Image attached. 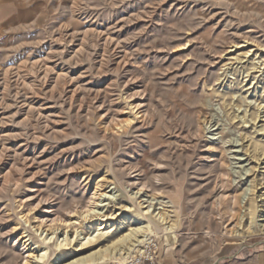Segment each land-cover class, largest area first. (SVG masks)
I'll use <instances>...</instances> for the list:
<instances>
[{
	"label": "rangeland",
	"instance_id": "1",
	"mask_svg": "<svg viewBox=\"0 0 264 264\" xmlns=\"http://www.w3.org/2000/svg\"><path fill=\"white\" fill-rule=\"evenodd\" d=\"M262 62L264 0H0L1 261L45 207L138 175L183 204L178 219L165 206L175 248L151 233L104 264H264V234L235 240L241 226L212 209L220 173L231 184L255 165L240 145L243 159L264 151ZM141 100L148 115L127 124Z\"/></svg>",
	"mask_w": 264,
	"mask_h": 264
},
{
	"label": "bare ground",
	"instance_id": "2",
	"mask_svg": "<svg viewBox=\"0 0 264 264\" xmlns=\"http://www.w3.org/2000/svg\"><path fill=\"white\" fill-rule=\"evenodd\" d=\"M233 47L238 50L243 48V45L236 44ZM233 56L230 61L238 60L237 56ZM263 64L264 62L261 63ZM142 101L134 106L130 104L129 109L133 116L130 117V122L129 118L127 119V124L148 115V108H145ZM137 107L139 109L135 111ZM245 116L246 114L241 119L247 123ZM259 116L260 114L257 117ZM119 117H116V120L119 121ZM209 123L210 120L205 118L199 130ZM220 133L223 139V131ZM240 139L243 140L242 137ZM240 146L241 148L235 151L237 153L234 158L237 157L239 162L253 161L255 165H242L240 170L232 171L236 178L231 179V184L226 179L229 173H220L223 190L217 195L216 203H213L218 206V210L212 207L217 214L224 215L221 219L222 225L230 219L236 220L241 226L239 230H234L235 240L258 233L264 234V151L260 156L256 154L257 160H252L250 156L243 159L240 152L244 151L245 146L243 143ZM248 151L247 149L244 155H248ZM211 157L212 155L203 156L206 161ZM123 169L133 170L134 167L127 164ZM137 176L133 175L127 181V186H119L118 190H115L116 187H112V184L106 187L109 188L107 190L101 189L104 184H99L87 206L67 208L63 214L58 213L55 205L45 207L37 217L35 225L31 226V223L26 221L29 227L17 238V241L23 240L24 244L20 253L16 254L12 262L3 263L0 259V264H104L113 257L120 261L130 257V250L136 249L151 233L162 234L168 240L172 238L167 246L173 250L176 225L171 220V211L165 209V206L167 203H173V212L178 219L184 212L183 204L160 201L159 198H165L163 191L141 183ZM234 189L238 191L235 195L232 194ZM158 204L163 205V208L158 207ZM17 241L13 242L14 250L18 249Z\"/></svg>",
	"mask_w": 264,
	"mask_h": 264
},
{
	"label": "built area",
	"instance_id": "3",
	"mask_svg": "<svg viewBox=\"0 0 264 264\" xmlns=\"http://www.w3.org/2000/svg\"><path fill=\"white\" fill-rule=\"evenodd\" d=\"M140 262H141V260L138 261L136 259H133V260L128 259L127 260V264H139ZM113 264H119V263H113Z\"/></svg>",
	"mask_w": 264,
	"mask_h": 264
},
{
	"label": "crops",
	"instance_id": "4",
	"mask_svg": "<svg viewBox=\"0 0 264 264\" xmlns=\"http://www.w3.org/2000/svg\"><path fill=\"white\" fill-rule=\"evenodd\" d=\"M262 258V257H261ZM264 260V258H262V261Z\"/></svg>",
	"mask_w": 264,
	"mask_h": 264
}]
</instances>
